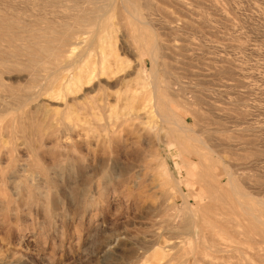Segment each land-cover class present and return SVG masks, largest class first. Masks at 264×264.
I'll list each match as a JSON object with an SVG mask.
<instances>
[{"label": "rangeland", "instance_id": "obj_1", "mask_svg": "<svg viewBox=\"0 0 264 264\" xmlns=\"http://www.w3.org/2000/svg\"><path fill=\"white\" fill-rule=\"evenodd\" d=\"M89 1L0 0V16L11 19L14 29L9 33H17V55L9 48L11 55L0 61V114L16 105L10 96L17 95L18 109L23 107L21 102L29 105L17 110L25 130L15 134L13 140L2 139L0 167L5 172V184L0 180V264H204L205 260L214 264H258L253 250L246 252L235 240L224 238L220 253L213 251L206 238L204 255L176 256L174 246L194 239L197 233L187 235L183 228L188 218L181 199H170L172 204L166 203L167 210L165 205L160 210L159 190L155 186L169 187L173 195L170 176L180 181L186 176L185 169L176 165L180 163L179 146L163 145V137L160 142L150 139L149 144L145 143L143 134L132 131L136 122L120 117L114 98L103 102V94L96 88L119 83L121 78L136 88L130 81L137 72L148 84L153 68L160 69V64L153 62L137 42L132 43L133 51L128 48L122 29L112 40L118 59L124 63V71L115 80L101 77L88 83L81 77L71 90L58 91L60 82L74 77V71L63 68L49 94L34 95V82L41 83L42 77L32 70L30 38L42 41L41 35L57 37L58 43L63 41V51L75 49L71 59L88 50L89 31L81 36H65L77 32L75 23L91 7ZM211 1L217 2L218 11L210 7ZM146 14L152 30L162 40L191 42L200 54L198 60L186 63L185 72L181 71L182 88L172 87L180 101L175 110L183 116L189 137L206 138L219 149L216 151L222 158L211 159L205 150H200L201 164L190 179L196 180L199 172L207 168L224 182V170L231 169L238 187L253 198L264 200V0H152ZM122 23L129 30L134 27L124 20ZM163 24L176 26L179 31H165ZM3 46L8 48L7 44ZM90 50L85 60L93 61L99 53ZM199 69L208 76L190 75L191 70ZM161 133L166 137L167 130L163 128ZM28 145L35 147L28 151ZM193 147L200 148L188 142L183 158L198 161ZM141 156L150 160L153 172L151 168L142 169ZM164 167L169 170L167 175ZM132 181L154 199L144 191L149 202L147 198V204L142 201L138 206L131 198L136 193ZM200 188V183L194 185L195 190ZM224 190L229 193V186ZM184 192L189 193L185 187ZM188 200L192 211H198L194 199ZM153 209L157 214L152 213ZM154 213L160 219H153ZM207 232L202 231L205 237ZM235 246L244 254L234 250ZM255 250L262 253L264 243L256 245ZM155 252L162 257H155Z\"/></svg>", "mask_w": 264, "mask_h": 264}, {"label": "bare ground", "instance_id": "obj_2", "mask_svg": "<svg viewBox=\"0 0 264 264\" xmlns=\"http://www.w3.org/2000/svg\"><path fill=\"white\" fill-rule=\"evenodd\" d=\"M149 1H152V0H101V2H98V3H96V1L94 0H90L89 4L91 5V7H89L87 10H85L86 8L85 9L83 8L85 11L81 14L77 23H75L76 29L79 27L77 29V32L75 33L71 32L70 34H66L65 36L66 38H71L77 35H80V36L85 35L88 33L87 31L90 32L91 40L88 45L89 49L86 51H83L81 48L83 52H81V54L78 56L76 55V57L73 59H71V56L73 55L72 52L75 49H71L69 51H65V50L63 51V47H62L63 41L61 43H58V39H56L57 37L55 36L53 37L51 35H47V36L41 35L42 41H41V38H33V37L30 38L31 45H29V49H31L33 53L32 54L33 58L31 59V62L34 64V67L32 70H34V72L37 73L38 76L42 77L41 83L34 82L36 85V87L34 88H37L36 93L34 95L37 97L36 95L37 93L41 94V93L51 92L53 90L52 87L54 84L53 82H55V77H57L58 72L61 71L63 68H67V70L74 71V74H73L74 77L69 82H67L66 80H64L63 83L60 82L61 83V84L59 83L60 86L58 85L59 88L56 86L57 87L56 90L58 91L59 89L60 91H64V92L71 90L73 86H76V84H78L81 77H83L82 79L83 80L85 79L87 82L91 81V79H94V78L100 79L101 77H107L111 80L113 79L115 80L118 76H120L119 74L124 71V67H123L124 63L118 59L117 53L115 52L113 48L115 44L112 46V40L117 30L122 29L124 36L127 38L126 41L128 42V48L133 51L132 46L134 45H132V43L137 42L139 44V47L145 50L146 53L149 54L153 62L155 63L158 62L160 64L159 65L160 69L156 70L158 68L156 66H155L156 69L153 68V71L150 74L151 78H149L150 82L148 84L145 83L146 82V80H144L145 78H143V76L140 75L139 72H137L134 79L130 81V82L135 83V85L137 86L136 88H133L128 81L124 82L122 78L118 80V81H121L119 83L108 84L107 86L98 85L96 86V88L98 92H102L103 102L107 103L109 97L114 98V103L119 107V112L117 114L120 117H127L128 119L136 122L132 127V131L135 135L139 133L143 134L145 143L148 141L147 143L149 144L150 139H152V141L156 140L157 142H160V140L163 137L164 138V140L162 141L163 145L170 146V145L177 144V146H179V149H177V154L180 157V163H182V165L180 163L176 165L185 169L186 176L184 177L183 180L181 178V181L179 179L177 180V178L176 179L173 178L172 175L170 176V183L172 185L173 195L169 187L155 186V188L159 190L158 191L156 189L159 192L158 198L162 203V204L157 203L158 201L156 202L157 204L160 205V210H161L162 205L163 206L165 205L166 207L165 210H167V207L169 206V204H172L170 203L171 201L175 200L176 198L181 199L183 206L186 209V212H187L186 215L188 218L187 222L183 224V228L186 230V234L187 232L197 233L194 239L190 238L187 240L188 242L186 241V242H183V244L180 243L174 246L176 248L175 250L176 256L183 258L184 256H187L188 254H190L188 256L190 258L191 256H195L196 254L204 255V252H205L204 250L207 249L206 247L207 245H205V241H204L206 240V238H209L207 241L210 240L209 241L210 243L209 242L208 243L212 247L213 251L220 253L223 251V248H221L222 245H225V243H222L223 238H224V240L226 239L227 241L228 239H232L233 241L235 240V243L240 245L239 247L241 246L245 247L244 249L245 251L247 249L249 251L253 250L255 252L253 254V257L255 258L256 262L258 264H263L264 263V251L262 252L263 254L261 252H256L255 247L256 245L260 243H264V200L253 198L249 193L244 191L241 187H238V184L236 183V180L234 177V173L231 171L230 168H229L230 170H226V169L224 170V173H225L224 182L225 183L223 182L222 177H219L217 175L216 176L212 175L209 169L207 168L199 172V174L196 176L197 177L196 180L193 181L190 179L191 174L194 171L196 172L198 165L201 164L200 150L202 151L205 150L207 154L211 157V159L222 158L217 153L219 149L216 146L214 147L213 145H211L210 141H208L205 137H204L205 139L201 138V136L200 137L199 136L189 137V134H187V132H189V128L188 126H186L187 124L186 125L184 124L185 122L183 120L184 119L183 116H182L183 118L182 119L181 116L178 114V112L175 110L176 108L175 106L179 105L180 101L178 100V95L172 92V87L175 85H179V87L182 88L180 84V74L182 73L181 71L185 72L184 67L186 63L191 62V60H198L200 58V54L197 52L198 49L196 48L195 44L191 42H186V41L185 42H180V41L174 42V40L173 42L164 41L161 39V37L158 34L154 32L155 30L154 31L152 30L151 23L148 19V15L146 14V11L149 9ZM173 1H176V0H173ZM180 5H182V3H180ZM209 5L213 10L218 11L217 2L211 1ZM123 20L124 22H126V25L134 26L132 30H129L128 28L124 26V24L122 23ZM184 25H189V24L185 22ZM13 26H14V22L11 19H9L7 16L6 17L0 16V61H3V59H6V57L11 55L12 52L9 51V48H12L14 50L13 53L15 56L17 55V33L16 35L9 33V30L12 29ZM163 29L165 31H171V32L178 30L176 26H171L170 24H163ZM3 44H7L8 48L5 49ZM90 49L91 50L95 49V51H98L99 53L98 55H96L97 58L93 61L85 60L89 55L88 51ZM24 53H25V50H24ZM13 61H15V59H13ZM201 71H204V70H201V69L191 70L189 73L192 76H202V77L208 76V74L206 75ZM81 74H83V76H81ZM159 74H161L162 76ZM55 84H57V82ZM30 86L32 88V85ZM56 87H54V89ZM226 87L227 86H225V88ZM74 88L76 89V87ZM108 91H112L113 93L108 94L107 93ZM53 94H57V93L55 92ZM35 96L33 97L35 98ZM9 98L12 102L16 103V105L14 106L13 109L12 108L10 110L6 109L5 112L0 114V154H1L3 138L6 137L9 139H12V137L15 134L22 133L25 130V124H23L24 122L22 123L20 115H17V110L19 111L24 106H27L28 102L27 101L21 102L20 100V102L22 103L20 106H23V107L18 106L20 107V109H18L17 108V95L10 96ZM31 98H28V99H31ZM29 101L31 102V100ZM149 111H151V113H149ZM140 112L142 114H139ZM151 125H153V128H151ZM158 125H161V126H158ZM163 128L167 130L166 137L164 135L163 136L161 135L163 133V132L161 133V130ZM36 129L38 128L36 127ZM180 134H186V136L181 137ZM23 137L24 136L22 137L20 136L21 139H23ZM188 142H194L195 144L200 146L199 149H197V147L195 148L193 147L194 154H195L194 156H197L198 161L183 158L182 154L185 153V150L183 149L188 144ZM153 145L154 143L151 146L153 147ZM32 146L35 147V145H28V148H27L28 151L32 150ZM152 147L151 149L153 150L154 148ZM216 148L218 149L217 151H216ZM147 150H148V146H147ZM150 153L151 152L148 151L147 154L152 156V154ZM147 154L146 156L148 158ZM32 156L33 155H31V158ZM142 156L140 157L143 163L141 167L143 170L148 171L151 168L150 166H153V165L151 163L149 164L148 161L150 160H146V158ZM53 168H55V165ZM164 168H165L164 173L167 175V173H169V170L166 167ZM41 172H43V170ZM212 172L214 171L212 170ZM4 173H5L4 170L0 167L1 183H4V180H3ZM125 175L128 176V171L126 172ZM199 183L201 185V188L199 191H197L194 189V185H198ZM133 185L136 188V191H135L136 193H133L131 197L133 198V201L137 203L139 206L140 202L148 198L147 199V203H148L149 196H150L149 194L151 193H149L147 190L142 191L144 187H141L139 184L135 182H133ZM227 186H229V189H230L229 193L224 190V188H226ZM184 187L188 189V192H189L188 195L185 194ZM155 188H154V191H155ZM144 191L148 192L149 196L145 195L143 193ZM151 192L153 193V187L151 189ZM150 197L154 199V196H150ZM188 197H192L194 199V202L197 206L198 211H192ZM151 198L150 200H152ZM170 199L172 200L169 201ZM167 202L169 204H166ZM156 206H154V208ZM149 208H151L150 205H149ZM157 208L155 210L159 211L157 210ZM155 210L152 211V213L155 212ZM148 213H151V212L148 211ZM155 213L152 214L153 219H154V216L157 214ZM159 216L165 217L164 214L162 216L161 215ZM156 217L157 216H155V218ZM158 218L159 217H157L156 219ZM151 223H154V222L152 221ZM151 225H155V224H151ZM161 225L163 224H160V226ZM156 226H157V223H156ZM202 231H208L207 233H209V235L205 237ZM187 235H190V234H187ZM208 249H210V247H208ZM234 250H238L239 252L241 249L235 246ZM240 252H241V255L244 254L242 250ZM155 254H156L155 257L157 258L162 257L160 253L155 252ZM164 258H166V256ZM196 258L198 259L200 257L198 256ZM193 260L194 259H192V261ZM204 260L205 259H202L203 262ZM205 262L206 263L204 264H214L213 262L209 260H205ZM195 263L197 264V262ZM246 264H250V263H246Z\"/></svg>", "mask_w": 264, "mask_h": 264}]
</instances>
